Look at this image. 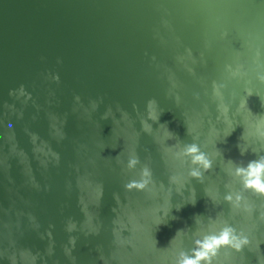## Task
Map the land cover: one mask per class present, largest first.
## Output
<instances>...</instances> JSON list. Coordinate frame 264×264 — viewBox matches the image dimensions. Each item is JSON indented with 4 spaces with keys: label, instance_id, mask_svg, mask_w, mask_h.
Listing matches in <instances>:
<instances>
[{
    "label": "water",
    "instance_id": "water-1",
    "mask_svg": "<svg viewBox=\"0 0 264 264\" xmlns=\"http://www.w3.org/2000/svg\"><path fill=\"white\" fill-rule=\"evenodd\" d=\"M162 124L168 145L193 142L189 127L209 153L234 127L217 149L255 158L237 144L264 141V0H0V264H170L192 247L169 245L178 230L226 224L248 243L213 264H264V195L219 159L177 192L187 164L157 143ZM133 147L141 164L124 169ZM143 165L155 188L126 189Z\"/></svg>",
    "mask_w": 264,
    "mask_h": 264
},
{
    "label": "clouds",
    "instance_id": "clouds-1",
    "mask_svg": "<svg viewBox=\"0 0 264 264\" xmlns=\"http://www.w3.org/2000/svg\"><path fill=\"white\" fill-rule=\"evenodd\" d=\"M246 105V101L244 102ZM155 105V107H154ZM148 108V118L157 121L159 118V112L157 109V102L154 99L147 101ZM227 110L225 109V112ZM125 120H127V113H122ZM107 117V114H104ZM219 119V117H217ZM143 126V131L151 134L153 132L152 126L147 123L146 120L141 121ZM234 129V127H233ZM224 131L223 136L220 137L217 133V139L222 140L227 137L233 131ZM188 133L193 137V142L182 144L179 140L174 145H168L166 141L173 137L166 125H160L159 137L157 143L163 145V151L165 154L170 155L173 160L179 161L181 165L187 164L186 177L182 178L180 175L172 174L169 177V183L172 185H177L176 191L181 192L185 185L190 182L191 178L198 179L201 183L205 181V173H208L213 169L214 164H216L217 159H219L220 166L227 176L238 177L241 187L245 190H251L257 194L264 195V141H262L258 146H254L247 141L243 143H238L237 147L239 149L240 155L244 156L246 153L251 151L255 154L254 159L247 160L246 162H238L232 159H224L222 152L217 149L216 142L213 141V151L211 153L203 151L200 143L196 141L199 139L198 134H194V130L188 127ZM242 137L240 138L242 141ZM264 137V133H261ZM120 155L116 157V160L120 162ZM141 164L140 158L136 153L135 147L128 152L127 163L124 169H135L137 165ZM155 188V184L152 181V172L147 165H143L140 169V179L133 180L125 184V188L131 190L133 187L143 190L148 188L149 185ZM161 188L164 187L163 184L160 185ZM225 188L229 189L223 195L224 201L234 202L235 207L240 206V201L242 199V194L240 191H234L231 189L230 185L225 184ZM151 190V189H149ZM190 196L187 199L188 202L195 204V190L190 189ZM206 194L208 189L205 188ZM213 202H216V197H212ZM182 204H177L176 208L179 210ZM171 207L164 212V216L167 217ZM175 218V217H173ZM195 223L197 227L204 223L205 219L202 216L197 215L195 218ZM207 224L211 226L214 222V217L209 216L207 218ZM196 227V228H197ZM185 236H191L192 247L184 250L179 247L170 264H213V258L217 257L218 251L222 246H227L235 251H240L241 248L248 243V238L244 233H236L235 229L231 225H225L218 232H206L203 235H197L196 231H189L187 229L178 230L176 235L170 241H173L180 237V245L183 243V238ZM216 264H219L217 260Z\"/></svg>",
    "mask_w": 264,
    "mask_h": 264
}]
</instances>
